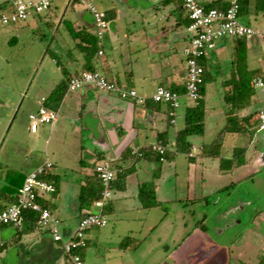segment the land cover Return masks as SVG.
I'll list each match as a JSON object with an SVG mask.
<instances>
[{
  "label": "crops",
  "instance_id": "obj_1",
  "mask_svg": "<svg viewBox=\"0 0 264 264\" xmlns=\"http://www.w3.org/2000/svg\"><path fill=\"white\" fill-rule=\"evenodd\" d=\"M199 1L203 5L215 3L222 8L227 5V0ZM248 1L250 4L240 13L239 21L253 26L252 24L257 22L256 13L259 11L254 10L252 5L254 0ZM15 2L9 4L11 9ZM92 2L99 10L113 13L112 18L108 19L101 39L95 36L91 13L84 4L75 0L66 1L57 19H50L49 14L44 16H40L41 13L37 14V21L42 17L44 18L42 22L54 29L50 56L55 64V73L45 74L44 83L40 84L44 92L36 100L37 108L42 103L41 99L47 98L58 82L69 80L82 71H88L86 70L88 66L122 87L135 89L144 101L122 99L88 84L75 90L66 89L55 110L56 120L49 124V133L57 138L54 150L51 151L50 148V153L45 151L44 159L37 160L31 170L22 173L31 172L45 161L51 163L50 174L56 179L57 191L55 194L45 196L42 203L50 206L53 214L60 220L59 231L62 238L66 239L73 231L68 230L70 224H77L82 215L93 210L92 198L98 190V181L93 171L94 164L100 160H110L115 165L123 163L124 167L130 169L125 178L124 188L112 189V198L106 208L107 218L109 215L118 218L113 229L103 230L106 226L88 229L86 246L79 250L85 261L90 243L99 246L100 243L107 242L111 246L104 247L107 249V258H103L102 264H126L120 260L135 245L121 248L120 240L128 236L136 243L133 235L135 232L144 233L152 230L155 224L149 219L150 210L158 207H142L137 196L138 186L152 180L155 184V197L160 201L158 181L163 170L160 166L157 176H154L152 160L136 158L130 150L132 146L138 148L156 144L159 132L166 133L167 142L174 141L176 132L183 127L184 109L192 104L190 101L186 99V102L180 104L176 110L175 122L172 123L167 115L168 107L153 102L150 96L157 85L166 88L184 86L185 63L182 51L179 55L178 49H183L190 33L186 30L187 19L180 0H92ZM243 14L246 18L241 21L240 16ZM64 20L72 24L74 31H86L94 35L96 49L90 57L80 48L81 45L87 44L85 42L78 44V39L70 37L63 24ZM244 46L247 67L258 71V77L264 79V37L245 38ZM238 47V42L234 38H224L219 40L213 49L203 54L209 79L215 83L213 91H216L219 98V106L216 107L221 108L223 123L225 106L220 82L229 77L234 58L233 51ZM257 99L258 96L254 93L249 105L240 112L254 111L249 110V106ZM258 111L264 113L261 108ZM37 132L38 128L35 132L30 131L32 134ZM191 140L193 141L192 137ZM236 140L232 138V141L225 145L228 151L221 149L222 158L230 157L233 146H246L249 143L241 142L242 144L239 145ZM193 142L190 153H184L187 160H193L195 157L193 150L198 149L197 143ZM224 144L223 142V146ZM125 148L127 150L124 159H121V152ZM176 154L167 162L173 161ZM253 155L248 158L251 159ZM200 158L209 157L200 156ZM252 159L257 168L264 166V161L258 156ZM235 168L237 167L219 172L229 173ZM202 193L191 199L186 196V199L207 201V196ZM202 220L204 221L203 218ZM120 227L124 228L119 230ZM257 229L258 227L252 225L251 230L257 234L258 243L262 234L258 235ZM16 230L17 228L13 226L0 227V264L67 263L61 243L52 239L48 228L35 227L32 231L20 234L14 242L13 232ZM61 230L65 232V236ZM198 230L196 231L199 235L198 239L206 238L207 230L202 223L198 224ZM192 232L195 233V228L187 233L183 240L191 236ZM8 241L13 243L3 244ZM174 260L175 264H182L180 256H175ZM257 260L250 263H255Z\"/></svg>",
  "mask_w": 264,
  "mask_h": 264
},
{
  "label": "rangeland",
  "instance_id": "obj_2",
  "mask_svg": "<svg viewBox=\"0 0 264 264\" xmlns=\"http://www.w3.org/2000/svg\"><path fill=\"white\" fill-rule=\"evenodd\" d=\"M15 1L0 0V16L10 13L9 4ZM66 1L51 0L50 8L40 16L49 14L50 19H57ZM256 16L253 27L264 28V11H259ZM37 18L34 14L24 21L7 24L0 19V164L20 172L31 170L34 162L44 159L45 151L54 150L57 140L49 133V124H39L36 134L28 130V114L37 110L36 100L44 92L40 85L44 83V75L55 73L50 56L54 29L42 22L44 18L38 21ZM245 18V14L240 16L241 21ZM11 38L14 40L9 42ZM180 51L179 48V55ZM214 85L213 81L205 85L204 134L192 136L196 143H209L223 123L221 108L216 107L219 98L213 91ZM255 95L258 99L249 110L261 108L264 111V85L255 88ZM186 101L181 97V104ZM232 138L237 139L239 145L249 142L246 159L254 154L252 158L258 156L264 161V131L257 130L252 135L226 134L223 150ZM194 149L193 160H187L184 153H177L173 161L161 163L163 170L158 181L161 205L150 210L149 218L155 226L144 233L135 232V247L120 261L126 264H175V256H180L182 264H249L262 255L264 166L257 168L251 158L233 172L221 173L218 159H202L198 149ZM201 192L207 196V201L186 199V196L196 198ZM117 219L109 215L103 230L113 229ZM201 220L207 230L206 238L198 239L196 231H199ZM252 225L258 227V235L262 234L258 243ZM76 226L71 223L68 230L72 231ZM193 228L195 233L183 240ZM61 233L65 236V232L61 230ZM90 244L85 263H104L103 258H107L104 247L111 244Z\"/></svg>",
  "mask_w": 264,
  "mask_h": 264
},
{
  "label": "built area",
  "instance_id": "obj_3",
  "mask_svg": "<svg viewBox=\"0 0 264 264\" xmlns=\"http://www.w3.org/2000/svg\"><path fill=\"white\" fill-rule=\"evenodd\" d=\"M85 5L91 13L94 23V33L98 39L103 37L108 20L105 12L99 10L92 0H75ZM189 23L186 30L190 33L189 39L182 49L185 63L184 91L182 93L171 91L163 85H157L150 99L156 103L167 105V115L172 123L175 122L176 110L180 107L181 97L195 103L200 97L199 86L202 83L203 67L198 60L207 50H211L216 43L224 38H250L253 36L264 37V28H257L243 24L239 21L240 0H227L224 8L209 7L199 0H180ZM50 0H19L15 2L10 13L0 16L1 22L17 23L28 19L33 14H39L48 9ZM101 52V51H100ZM93 87L106 93L114 94L122 99H132L143 102L133 88H125L109 80L97 70L82 71L71 77L67 82L68 90H75L83 85ZM254 87L264 85L262 78L253 80ZM44 98L41 99L43 101ZM57 117V112L46 108L42 104L35 112L28 114L29 130L35 132L39 124H52ZM259 128L264 129V113H258ZM153 151L160 155L174 149V141L166 144H154ZM134 157L141 156L138 148L131 147ZM163 161V157H160ZM93 171L100 181L102 189L99 196L92 201L93 210L86 212L78 220L76 228L69 237L63 239L59 231L60 220L53 212L39 201L45 196H50L56 191L55 184L44 178L51 173V163L45 161L31 172L27 173L22 183L16 200L0 211V226L11 225L17 229L23 225V212L31 210L36 213L35 225L37 228H48L54 241L60 242L66 255L68 264H86L78 249L86 245V232L93 227L101 228L107 225L108 219L104 208L112 198L111 181L120 171L115 164L107 160H100L94 164Z\"/></svg>",
  "mask_w": 264,
  "mask_h": 264
},
{
  "label": "trees",
  "instance_id": "obj_4",
  "mask_svg": "<svg viewBox=\"0 0 264 264\" xmlns=\"http://www.w3.org/2000/svg\"><path fill=\"white\" fill-rule=\"evenodd\" d=\"M252 4L254 10L262 11L264 10V0H254ZM250 4L248 0H240V9L239 15L243 12L247 5ZM206 8L215 7L222 8V6L218 7L215 3H209L205 5ZM106 19L112 18V12H105ZM186 26L189 23V20L186 16ZM64 26L67 28V31L72 39H78V44H82L85 42L87 45L82 46L83 49L90 57L92 52L96 49V38L90 32L86 31H74L72 29V24L68 20L63 21ZM239 47L233 51L234 58L232 60V67L229 77L220 82V86L222 87V99L224 102L225 110H224V123L220 127L219 130L215 133L214 137L209 143H197L198 146V154L202 157H209L213 159H218L219 161V169L220 170H228L231 167H239L243 165L245 162L249 160V158H245V147L246 146H233L231 148V154L229 158L221 157V149L223 146L224 138L226 134L234 133V134H249L252 135L254 131H264V129L259 128V118L258 113L260 111L254 110L250 112H240L245 110V108L249 105L251 97L255 93V88L253 85V80L257 78L259 75L258 71L251 70L247 67V59H246V48L244 46V39L240 37L234 38ZM12 42V40H9ZM241 45V46H240ZM199 64L203 67L202 74V83L199 86V94L200 97L196 100L195 103H192L189 106H186L183 114V127L180 128L174 137V149L165 152L163 155H160L156 151L151 149V145L138 147L141 156L136 158H147L151 159L154 168V176H157L161 163L164 161L171 160V157L178 152L181 153H190L194 142L191 140L192 136H202L204 134V116L206 112V105L204 100L205 94V85L208 81H210L208 76V68L204 64L203 56H201L198 60ZM86 70H92L89 66ZM262 78V77H259ZM263 79V78H262ZM264 80V79H263ZM67 81L58 82L54 88L51 90L50 94L47 98H44L42 101V105L46 108H50L56 110L60 104L62 96L67 89ZM171 91H176L182 93L184 91L183 87H172L168 88ZM167 106V105H166ZM121 132V129L119 130ZM167 138L165 132L157 133V141L156 144H166ZM126 148L121 152V159H124V155L126 153ZM160 157H163V161L160 160ZM189 158V157H188ZM115 167L120 169L117 171L115 178L111 181L110 187L112 189L122 190L125 186V178L127 174H129L130 169L123 166V163L116 164ZM26 174L22 173L13 168H7L4 165L0 164V211L4 209L8 204L14 202L16 200L17 195L20 192L22 183L24 181ZM45 179L53 181L57 191L56 179L51 174H46L44 176ZM98 181V190L96 191V195L92 198V201L96 199L102 186L100 181L96 177ZM232 186V185H230ZM155 184L152 180L143 182L138 186V198L139 201L144 208H150L152 206H160L161 201L157 200L155 197ZM56 191L53 193L55 194ZM39 201L43 202L42 199ZM111 200H109L110 202ZM104 208V213L106 215V208L108 204ZM44 204V203H43ZM50 209V206L45 205ZM51 210V209H50ZM107 216V215H106ZM108 219V218H107ZM36 213L31 210H26L23 212V226L16 231L13 232V236L15 237L14 242L22 233H26L32 231L36 225ZM200 223V222H199ZM202 223V220H201ZM3 226H11V225H3ZM2 227V226H0ZM13 242L8 241L3 244H12ZM134 246V241L128 237H123L119 242V247L126 248L128 246ZM86 246V245H85ZM79 250L77 252L79 253ZM80 254V253H79ZM68 264V263H65ZM249 264H264V251L260 258L255 263Z\"/></svg>",
  "mask_w": 264,
  "mask_h": 264
}]
</instances>
